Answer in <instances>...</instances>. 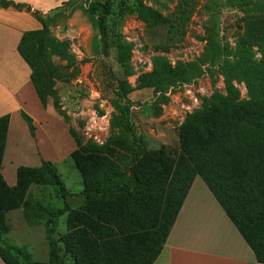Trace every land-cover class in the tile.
<instances>
[{
	"label": "trees",
	"instance_id": "1",
	"mask_svg": "<svg viewBox=\"0 0 264 264\" xmlns=\"http://www.w3.org/2000/svg\"><path fill=\"white\" fill-rule=\"evenodd\" d=\"M75 4L71 0L64 9ZM252 4L258 14L246 19L239 44L243 62L233 69L231 76L246 81L250 92L257 96L240 100L234 95L224 98L216 94L205 99L186 123L179 154L171 158L159 152L149 153L141 144L129 141L123 146L125 154H116L123 167L109 157H101L97 165L92 162L90 168L82 172L85 205L79 210L70 209L68 194L63 193L64 208L48 210L51 229L46 237L51 248L50 264H66V255L74 264H154L196 177L204 181L258 263L264 264V62L261 67L251 61L254 49L264 59V0ZM10 7L23 8L10 0H0V8ZM139 10V15L144 17V12ZM87 11L98 17L103 53L108 55L113 49L115 61L127 64L131 48L109 30L106 22L113 14L112 0L90 3ZM36 18L43 29L26 33L18 51L32 71V86L41 106L45 108L48 99H52L55 109L63 114L55 86L57 82L69 83L76 79L80 74V63L71 51V43L58 40L46 19L38 14ZM143 19L149 21L146 16ZM219 57L220 50L212 42L194 65L172 68L166 60L157 58L153 72L139 79L138 89H153L158 95L179 83L192 81L201 66L214 67L220 63ZM165 103L167 99L162 95L154 104L157 117ZM113 108V132L134 136L130 107L114 100ZM21 117L33 135V118L25 112ZM8 125L10 116L0 119V236L8 232L5 224L8 212L22 208L27 216L28 211H34L25 195L12 199V192L1 177ZM70 132L76 137L81 151L82 140L74 130ZM43 167L48 169L55 185L61 187L53 166L44 163ZM66 214L68 231L56 240L54 221ZM58 243L64 247L63 256ZM15 252L22 255L19 250L15 249ZM12 256L11 250L0 248V259L4 264H13Z\"/></svg>",
	"mask_w": 264,
	"mask_h": 264
},
{
	"label": "rangeland",
	"instance_id": "2",
	"mask_svg": "<svg viewBox=\"0 0 264 264\" xmlns=\"http://www.w3.org/2000/svg\"><path fill=\"white\" fill-rule=\"evenodd\" d=\"M105 1L74 0L81 3L82 13L75 14L80 22L73 26L62 22L66 9L45 20L55 37L58 27L64 28L69 38L65 41L71 43V51L80 63L76 79L57 82L55 86L64 115L48 99L45 108L33 109V135L25 122L21 126L8 125L1 177L12 192V199L25 195L34 207L27 216L22 208L5 215L8 232L0 236V248L12 251L13 264H50L48 210L64 208L63 193L68 194L70 209L79 210L85 205L82 172L92 162L97 165L101 157L117 161L116 154H125L123 146L129 141L141 144L149 153L159 152L171 158L179 154L186 123L205 99L216 94L224 98L234 95L240 100L257 96L250 92L246 81L231 74L243 62L240 39L248 16L258 14L252 3L259 0H112L113 14L107 18V26L131 48L130 61L122 65L115 61L113 49L108 55L103 53L98 17L87 11L90 3ZM138 9L149 21L139 15ZM91 32H98L99 44L91 41ZM212 42L220 50L219 64L201 66L192 81L179 83L158 95L153 89H138L139 79L153 72L155 59L166 60L172 68L194 65ZM253 51L252 63L263 67L262 54L257 49ZM162 95L167 103L161 106L162 113L157 117L154 104ZM114 100L130 107L134 136L113 132ZM71 129L83 142L81 151ZM44 163L53 166L61 187L55 185ZM67 215L54 221L56 240L68 231ZM57 246L63 256V245ZM15 249L22 255L18 256ZM65 262L74 264L69 255Z\"/></svg>",
	"mask_w": 264,
	"mask_h": 264
},
{
	"label": "crops",
	"instance_id": "3",
	"mask_svg": "<svg viewBox=\"0 0 264 264\" xmlns=\"http://www.w3.org/2000/svg\"><path fill=\"white\" fill-rule=\"evenodd\" d=\"M10 1L23 8H0V119L10 116V126H21V113L33 118V109L41 104L32 86V71L20 55L19 45L26 33L43 29L36 14L47 20L63 11L71 0ZM81 9V3L66 9L63 24H79L75 14L82 13ZM57 30L59 40L69 39L62 26ZM90 37L99 44L98 32H91ZM0 264H4L1 259ZM154 264L260 263L204 181L196 177Z\"/></svg>",
	"mask_w": 264,
	"mask_h": 264
}]
</instances>
